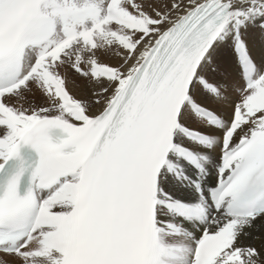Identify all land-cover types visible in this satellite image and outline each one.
I'll return each mask as SVG.
<instances>
[{"label":"snow or ice","instance_id":"6c2138e0","mask_svg":"<svg viewBox=\"0 0 264 264\" xmlns=\"http://www.w3.org/2000/svg\"><path fill=\"white\" fill-rule=\"evenodd\" d=\"M0 264H264V0H0Z\"/></svg>","mask_w":264,"mask_h":264},{"label":"bare ground","instance_id":"6f19581e","mask_svg":"<svg viewBox=\"0 0 264 264\" xmlns=\"http://www.w3.org/2000/svg\"><path fill=\"white\" fill-rule=\"evenodd\" d=\"M252 54L255 56L258 54V51L253 49ZM108 62L113 64L117 63L116 60H111ZM217 63L220 64L222 72L226 75H229V79L233 77H237V74L239 73V68L236 64L235 56L231 52V50L225 49L218 52ZM68 87L69 90L72 92V94L77 96L78 98L84 95L83 82L80 79H78L77 82L71 81V85H68ZM98 111H99V107L93 109V113H98Z\"/></svg>","mask_w":264,"mask_h":264},{"label":"rangeland","instance_id":"374dc122","mask_svg":"<svg viewBox=\"0 0 264 264\" xmlns=\"http://www.w3.org/2000/svg\"><path fill=\"white\" fill-rule=\"evenodd\" d=\"M78 79H79L78 77H76L73 73L70 72L68 74V85H71V81L77 82ZM35 100H36L37 105H40L42 103V100L39 97V94L36 95Z\"/></svg>","mask_w":264,"mask_h":264}]
</instances>
